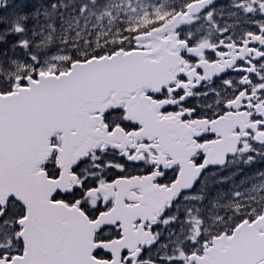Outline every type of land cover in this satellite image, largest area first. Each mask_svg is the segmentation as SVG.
I'll use <instances>...</instances> for the list:
<instances>
[{
  "label": "snow or ice",
  "instance_id": "1",
  "mask_svg": "<svg viewBox=\"0 0 264 264\" xmlns=\"http://www.w3.org/2000/svg\"><path fill=\"white\" fill-rule=\"evenodd\" d=\"M0 264H264V0H0Z\"/></svg>",
  "mask_w": 264,
  "mask_h": 264
}]
</instances>
